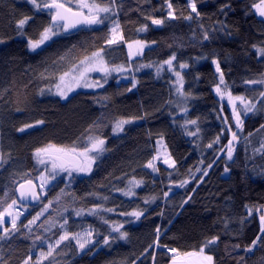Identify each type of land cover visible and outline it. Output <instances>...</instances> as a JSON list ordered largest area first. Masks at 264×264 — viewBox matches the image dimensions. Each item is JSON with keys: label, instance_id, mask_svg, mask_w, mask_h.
Instances as JSON below:
<instances>
[{"label": "trees", "instance_id": "16d2710c", "mask_svg": "<svg viewBox=\"0 0 264 264\" xmlns=\"http://www.w3.org/2000/svg\"><path fill=\"white\" fill-rule=\"evenodd\" d=\"M253 2L196 0L201 13L196 17L191 13L189 0H171L178 18L165 19L170 11L166 0H124L118 16L124 41L106 43L111 27L106 22L56 36L33 52L28 48V39H38L48 26L47 11L35 10L28 0H0V153L8 161L0 162L3 206L17 199L16 187L20 183L40 176L42 167L33 158L35 149L50 142L83 144L89 135L105 139L107 149L90 174L73 175L71 181L61 175L41 202L28 208V213L17 221L20 231L11 240L0 241V255L7 264H22L29 254L35 260L40 247L47 251L46 244L55 243L62 234L58 224L39 227L48 217L59 223L67 218L66 228L73 233L92 228L108 235L109 225L100 216L88 215L86 211L81 216L74 214V210L96 205L115 209L101 215L110 222L124 223L122 231L129 233L128 240L110 247L96 244L90 246L91 252H78L74 241H65L54 253L56 264H170L173 254L164 245L181 253L198 251L206 239L214 236H219V241L205 252L213 255L215 264H264V245L246 251L257 236L264 240L259 219L264 215V152L255 151L264 143V111L248 113L244 118L243 131L237 132L240 140L233 145L235 162L227 161L225 145L231 133L224 118L232 125L234 119L230 106L215 92L220 74L213 63L219 61L233 96L255 102L264 85L245 81L264 78V56L257 51L264 47V17L256 13ZM189 14L194 17L192 21L183 19ZM24 16L32 19L24 27L25 34L20 35L16 22ZM148 17L165 19V23L153 25ZM144 24L148 25L147 31H137ZM205 30L208 40L203 39ZM137 39L146 41L149 47L142 56L130 60L126 42ZM100 48H104L110 64L128 66L135 72L124 78L115 75L94 90L80 89L67 100L55 95L58 77ZM173 53L177 61L189 65L183 70L175 67L184 77V92L190 93L186 99L176 92L174 76L166 66L159 75L156 73V67ZM148 64L153 66L140 67ZM41 73L47 78H42ZM133 82L136 87L128 91ZM42 88H52V93L40 95ZM132 118L123 132L112 131L117 120ZM37 120L44 124L18 131ZM187 120H197V124L186 125ZM197 127L195 136L185 131H196ZM232 130L237 131L235 127ZM217 136L220 143L208 148ZM161 138L176 161V168L159 159L154 161L159 171L153 172L145 165L158 153L157 141ZM226 163L231 169L228 173L224 172ZM209 164L211 168H207ZM197 168H207L208 175L202 176ZM133 179L143 183L135 188V196H124L118 189L126 191ZM183 180L190 183L181 188L178 185ZM57 195L61 197L59 201ZM105 196L107 200L103 199ZM188 196L191 200L184 204ZM152 197L157 198L155 202L144 203ZM49 200L52 205L36 224L29 226L30 232L21 227ZM141 209L147 211L139 221L128 222L133 218L120 215ZM157 227L161 230V246L149 247L156 240ZM37 236L44 238V245L36 240ZM94 238L102 240V236Z\"/></svg>", "mask_w": 264, "mask_h": 264}, {"label": "snow or ice", "instance_id": "6c2138e0", "mask_svg": "<svg viewBox=\"0 0 264 264\" xmlns=\"http://www.w3.org/2000/svg\"><path fill=\"white\" fill-rule=\"evenodd\" d=\"M34 9L37 11H45L47 10V14L50 17V22L48 26L44 27L43 30L39 33L38 39H28V48L35 52L37 49H40L42 45H44L47 41H50L53 37L59 36L61 34H66L70 30L77 29L78 27H87L91 28L94 25H104L108 22L110 27V35L106 40L108 45L116 44L119 41H124V36L118 20V16L120 11L123 9L124 0H28ZM167 8L170 10L167 12L165 19H177L176 11L173 9V5L171 0H166ZM189 7L191 9V13H195L196 17H200L201 13L197 10L196 0H189ZM228 7V5H225ZM252 7L255 9L256 13L259 14L260 17H264V0H254ZM223 11V8L221 9ZM193 15L189 14L187 16H183V19L192 21ZM32 17L24 16L16 22L17 31L20 35H24V27L31 20ZM151 20L153 25H164L165 19H155L152 17H148ZM203 28V25H200ZM148 25L144 24L142 27L137 29L139 32L147 31ZM203 39H210L209 33L207 30L203 33ZM3 41L0 40V43ZM127 43V47L130 50L129 55H140L142 56L144 53V49L149 47V44L143 40H134L130 43ZM152 43H155L153 41ZM135 46V53L131 50ZM256 48V45H253ZM104 48H100L97 51L91 53V55L84 56L83 59L79 61L78 64L72 65L67 71H64L59 77L58 82L55 84V95L59 96L61 99L67 100L69 93L73 92L76 88H96L103 87L104 85L99 83L98 81H93L90 78V74L95 73H103L105 82H107V77H109L113 72H125L128 71L124 65H115L110 64L108 60L105 59L104 56ZM257 51L261 56H264V47H258ZM61 59H64L61 57ZM176 61V65L174 66L173 62ZM215 64L216 71L219 75V82L215 86V91L217 94L223 98L227 96L229 104L231 105V114L234 119V125L227 124V117L224 118V122L227 126V130L231 133V139L228 140L227 151L225 153L226 160L235 162L233 160L234 154V142L238 143L240 140V136L237 134L238 131H243V120L247 116L248 113H253L254 111H264V89L259 92V96L255 98V102L253 99H246L244 96H233L231 91L228 90L229 86L224 79V74L220 68V63L218 60H213ZM167 65L170 71H174L176 80V92L179 93L185 99L190 95V93L184 92V77L181 74V71H175V67L183 70L189 67L187 63L177 61V56L173 53L169 59L165 60L161 65L156 67L157 75L163 70L164 66ZM152 64L141 65L140 67H152ZM139 70V68L137 69ZM42 78H47L44 73H41ZM134 79V78H133ZM246 84H261L264 85V78L260 80H248L245 81ZM221 85H223L224 90H222ZM136 87V83H132V87L128 89L131 91L132 88ZM52 93V88L48 89H40L39 94L44 95L45 92ZM239 102V110L237 107V103ZM260 105V108H257V105ZM187 112V108L184 109ZM241 113L244 115L242 116ZM133 119H119L115 122L112 131L114 133H120L124 131V126L126 124H130L133 122ZM187 124L196 125L197 120H187ZM44 124L43 120H37L35 124H26L24 127L18 129V131H25L26 128H32L36 125ZM235 127L237 131H233L232 128ZM261 128L264 129V125H261ZM187 134L189 136H195L197 132H199V127L196 128V131H188L185 128ZM249 135H252L249 133ZM162 139V138H161ZM220 137L217 136L215 140L207 145L208 148H212L213 144H219ZM106 144V140L101 138L98 135H89L86 138V141L83 144H77L73 142L71 145L64 144H56V143H48L42 147L35 149L33 153V158L36 163L42 167L41 175L38 177L40 183L39 188L44 189L47 185H49L52 181L56 180L57 177H60L61 174H66L68 179L71 181L75 177L73 173H87L90 174L92 172V166L96 163L97 159H99L103 153L107 150L104 146ZM256 152H264V143H261V147L255 150ZM161 154L157 153L153 156L152 160H149L145 167L152 169L153 172H158L159 169L156 167L154 161L160 159ZM219 159V157H217ZM0 162L7 163L8 161L4 159L2 153H0ZM215 161H213L214 163ZM163 163L168 165V167L175 169L176 161L171 158L170 154L165 153V158L163 159ZM203 163V161H201ZM212 165L209 164L207 168H211ZM206 169L197 168L196 172H202V176H207L208 171ZM39 170V169H38ZM230 167L228 164H225L224 172L228 173L230 171ZM191 173V169H189ZM46 174V175H45ZM192 179H195V173H191ZM202 182V180L200 181ZM143 183L142 180H130L128 182L127 190H120L124 196H135V188L139 187ZM190 183V180H183L179 183V187L184 188L187 184ZM28 185L26 189L25 185ZM198 186V184H197ZM37 185L33 184L31 179L25 181V183H21L17 191H19L20 201L21 203L18 205L17 199H12L10 203H7V206H3V201H0V241L11 240L12 235L16 232L20 231V228L17 226V221L20 216L24 213L19 210L20 207H23V201H39L40 193L36 191ZM171 191V189L169 190ZM195 191V188L192 189ZM64 192V189H61V193ZM46 194V193H45ZM165 197L168 196V193H164ZM60 195H57L56 200H60ZM104 200H107L108 197H103ZM157 198L152 197L150 200L145 199V204H150L155 202ZM191 200V196H188L187 199L183 201L184 204L188 203ZM53 201L49 200L47 205L42 208L40 212H38L32 219H29L26 224H22L21 227L28 229L31 231L30 225L36 224L40 217L44 215L45 212L48 211V208L52 205ZM14 206H17L15 211ZM67 211V209H65ZM87 212L88 215L91 216H100L103 220V223L109 225L108 235H103L102 233L96 232L92 228H86L83 232L73 233L66 228L68 224V219L63 218V223H59L58 221H53L51 217L45 219L43 223L39 225V227L43 228L44 224L47 223L50 227H56L57 224L62 231V234L59 235L58 239L55 243H47V251L40 247L39 255L33 260V256L29 254L22 262V264H44V261H49V264H56L54 253L56 249L60 247V245L65 241H74L77 247L78 252H85V249L88 252L92 251L90 246H95L96 244H102L103 246H111V244L116 243L117 241H127L129 237V233L127 231H122L124 228V223H115L110 222L105 219L101 213L102 212H113L115 209L112 208H104L102 205H96L93 208H89L87 210L80 209L74 210V214L76 216H81ZM147 209L141 210H133L131 212H121L120 215L127 216L133 218L132 221H139L141 217L145 215ZM249 213H251V209H248ZM160 215H163L161 212ZM9 218L10 227H5V217ZM261 222V233L264 234V215L259 217ZM48 231L49 229H45ZM157 233L156 240L153 242V245L149 247H160L159 244V236L161 234V230L159 227L155 229ZM116 233L118 235H113ZM102 240L96 239L94 237H101ZM219 236H214L210 239H206L203 245L199 248L198 251H189L181 253L177 248H167L166 245L163 247L167 249L168 252L173 255L170 257V264H215L213 255L207 254L205 249L212 250L213 246L217 244L219 241ZM36 240L41 242V245L45 244V240L41 236H37ZM264 245V240L261 239V236H257L256 239L252 241V244L246 248V251L251 252L257 245ZM235 247H239L236 245ZM147 251V250H146ZM192 258H195L193 260ZM154 259V257H153ZM243 257H241V260ZM0 264H7V261L4 259L3 255H0ZM135 264V262H133Z\"/></svg>", "mask_w": 264, "mask_h": 264}, {"label": "rangeland", "instance_id": "374dc122", "mask_svg": "<svg viewBox=\"0 0 264 264\" xmlns=\"http://www.w3.org/2000/svg\"><path fill=\"white\" fill-rule=\"evenodd\" d=\"M54 38V37H53ZM52 38V39H53ZM51 39V40H52ZM49 41H47L45 44H47ZM44 44V45H45ZM44 45H42L41 46V48L44 46ZM40 48V49H41ZM147 48V47H146ZM145 48V49H146ZM144 49V50H145ZM37 50H39V49H37ZM36 50V51H37ZM127 50H128V57H129V59L130 60H132V59H134L135 57H137V56H139V55H129V49H128V47H127ZM133 53H135V46L133 47V49L131 50ZM104 56H105V59L107 60V55H106V53L104 52ZM167 68H168V66L167 65H165ZM164 66V67H165ZM127 69H129L128 71H125V72H113L109 77H107V82H109L110 80H111V78L113 77V76H115V75H120L122 78H124V77H126L127 75H130V73H133V69L131 68V67H128V66H125ZM164 69V68H163ZM170 71V70H169ZM135 72V71H134ZM171 72V74L174 76V79L176 80V77H175V74H174V71H170ZM90 78L93 80V81H98L99 83H101V84H106L107 82H105V79H104V74L103 73H95V72H93V73H91L90 74ZM176 85V84H175ZM97 88H100V87H96V88H76L73 92H71V93H69V96H68V98L73 94V93H75L76 91H78V90H80V89H84V90H94V89H97ZM221 88H222V90H224V88H223V85H221ZM54 91H55V86H54ZM216 92V91H215ZM217 94V93H216ZM217 96L219 97V99L222 101V102H225V103H227L229 106H230V108H231V105L229 104V101H228V99H227V96H224L223 98H221V96L219 95V94H217ZM237 103V107H238V110H239V107H240V105H239V102L237 101L236 102ZM241 115L243 116L244 114L243 113H241ZM116 134H118V133H116ZM235 143V142H234ZM157 148H158V153H160L161 154V156H160V159L161 160H163L164 158H165V153H167V154H169V152H168V150H167V147H166V145H165V142H164V140H158L157 141ZM94 165V164H93ZM92 168H93V166H92ZM41 175V174H40ZM46 175V174H45ZM61 175H65L66 177H67V175L66 174H61ZM73 175H80V176H85V175H88L87 173H73ZM57 178H59V177H57ZM67 179H68V177H67ZM55 181V180H54ZM54 181H52L49 185H47L46 186V188H44V189H40L39 188V191H40V193H41V195L42 196H44L45 195V193H46V191H47V189L51 186V184L54 182ZM35 182L37 183V185H38V187H39V183H40V181H39V179L38 178H36V180H35ZM20 203L18 202V205H19ZM16 207L17 206H14V211H15V209H16ZM29 207H27V206H23V207H20L19 208V210L20 211H22L24 214L22 215V216H20V218L19 219H21L25 214H27L28 213V211H29V209H28ZM261 223V222H260ZM7 224H10V222H9V218L6 216L5 217V227H6V225ZM262 226V225H261ZM207 253V252H206ZM208 254V253H207ZM193 260H195V258H192Z\"/></svg>", "mask_w": 264, "mask_h": 264}, {"label": "water", "instance_id": "95a60500", "mask_svg": "<svg viewBox=\"0 0 264 264\" xmlns=\"http://www.w3.org/2000/svg\"><path fill=\"white\" fill-rule=\"evenodd\" d=\"M47 11V10H46ZM73 30H75V29H73ZM73 30H70L69 32H71V31H73ZM23 183H25V182H23ZM21 184V183H20ZM19 184V185H20ZM33 184H35V185H37V183L35 182V181H33ZM19 185L16 187V197H17V200H18V202L19 203H21V201H20V196H19V191H17V189L19 188ZM25 187H26V189L28 188V187H30V186H28L27 184L25 185ZM36 191L38 192V193H40V191H39V187H38V185H37V187H36ZM41 194V193H40ZM41 198H42V195H40V200L39 201H23L22 203H23V206H27V207H33V206H36V205H38L40 202H41Z\"/></svg>", "mask_w": 264, "mask_h": 264}]
</instances>
